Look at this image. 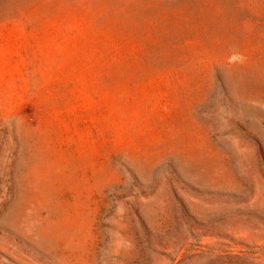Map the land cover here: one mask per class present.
Here are the masks:
<instances>
[{
	"label": "rangeland",
	"instance_id": "374dc122",
	"mask_svg": "<svg viewBox=\"0 0 264 264\" xmlns=\"http://www.w3.org/2000/svg\"><path fill=\"white\" fill-rule=\"evenodd\" d=\"M0 264H264V0H0Z\"/></svg>",
	"mask_w": 264,
	"mask_h": 264
}]
</instances>
